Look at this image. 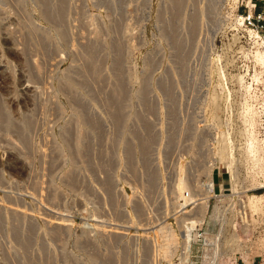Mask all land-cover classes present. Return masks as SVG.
Returning <instances> with one entry per match:
<instances>
[{
	"label": "rangeland",
	"instance_id": "rangeland-1",
	"mask_svg": "<svg viewBox=\"0 0 264 264\" xmlns=\"http://www.w3.org/2000/svg\"><path fill=\"white\" fill-rule=\"evenodd\" d=\"M250 14L254 26L240 24ZM257 50L264 0H0V264L4 250L16 264H264ZM222 134L243 188L209 198L184 253L181 219L197 207L178 205L176 185L191 176L190 195L202 194L214 167L216 193L220 174L232 193ZM216 205L225 222L211 218ZM48 219L64 234L47 237ZM161 226L178 238L169 257Z\"/></svg>",
	"mask_w": 264,
	"mask_h": 264
},
{
	"label": "bare ground",
	"instance_id": "bare-ground-1",
	"mask_svg": "<svg viewBox=\"0 0 264 264\" xmlns=\"http://www.w3.org/2000/svg\"><path fill=\"white\" fill-rule=\"evenodd\" d=\"M214 2V1H213ZM211 3V2H210ZM52 5H53V3H52ZM212 5V4H211ZM212 7H214V6H212ZM51 10V9H50ZM54 10V9H53ZM55 11V10H54ZM53 11V12H54ZM55 13V12H54ZM50 15H52V13L50 14ZM54 15V14H53ZM59 15V14H58ZM57 15V16H58ZM52 17V16H51ZM59 18V17H58ZM238 21L240 22V24H242V23H245V21H246V17H244V16H238ZM38 29V28H37ZM39 31V30H38ZM34 32H36L37 33V30L35 31V29H34ZM250 34H254V35H256V36H259V33H253L252 31H250ZM92 46H93V43H92ZM88 47V46H87ZM86 47V48H87ZM90 49H92V48H90ZM74 51H76V50H74ZM257 54H256V58L258 59V61H260V62H262V63H264V53H262V52H260V51H258L257 50V52H256ZM88 54H89V52H88ZM87 54V55H88ZM89 56V55H88ZM91 56V55H90ZM89 56V57H90ZM88 57V58H89ZM92 58H94L93 56H92ZM118 58V57H117ZM100 59V58H99ZM88 60H91V59H88ZM87 60V61H88ZM98 59H96V61H97ZM87 61H86V66H88V64H93V63H88L87 64ZM91 62H93V59L91 60ZM118 63V62H117ZM96 64V63H95ZM95 64H93L94 66H95ZM98 64V63H97ZM101 64V63H100ZM89 65V66H90ZM117 66V65H116ZM82 67H85L84 65L82 66ZM94 68V67H93ZM96 69V68H95ZM99 69V68H98ZM98 72V71H97ZM101 74V73H100ZM103 74V73H102ZM97 75V74H96ZM107 75V74H106ZM104 76V75H103ZM100 77H102L101 75L100 76H97V79L99 78L100 79ZM105 77V76H104ZM96 78V77H95ZM120 79V78H119ZM101 80V79H100ZM119 81V80H118ZM242 82H243V80H242ZM122 87V86H121ZM116 89V88H115ZM114 89V90H115ZM121 89V88H120ZM119 89V92L121 91ZM123 90V89H122ZM115 92V91H114ZM120 94V93H119ZM115 96V95H114ZM116 97V96H115ZM111 100H113V99H111ZM110 100V101H111ZM115 100V99H114ZM117 101V100H116ZM119 101V100H118ZM122 102V101H121ZM119 103V102H118ZM108 104V103H107ZM121 109V108H120ZM117 110V109H116ZM119 111H121V110H119ZM252 123V122H251ZM8 125V124H7ZM148 138V137H147ZM225 140H226V136L224 135V134H222V136L220 137V139H219V144L217 143V146L218 147H216V153H217V155H218V159H219V163H222V164H224V165H226V169H227V173H229L230 174V180H231V191H232V193L231 194H227L226 193V191L224 190V188H221L222 190L220 191L221 193L220 194H217L216 193V187H215V181H214V179L212 178V172H213V170H214V167H211V168H209L208 169V174H210L209 176H210V178H208L209 180H208V183H207V186H206V188H205V190L202 192V194H199L198 195V192H199V190H200V188H201V186H199V185H196V187H195V189H194V192H192V195H190V189L191 188H194V186H192L191 188H189V189H187V186L188 185H186V182H187V177L189 178V177H191V176H187L185 179H186V181H185V179L183 180V179H180V177H179V181H178V183H177V191H178V193H177V191H176V189H175V193H177L176 195L178 196H176V198L178 199L179 198V201H177V203H178V205L179 206H183V208L184 207H188L190 204H192V205H194V208L195 207H197V213L195 214L194 212H193V214H195V216H186V214H188V213H186L185 212V214L183 215V217H182V219H181V222H182V231H181V236H182V244H183V246H184V253L185 252H188L189 250H190V247H191V243H192V240H193V232H195L196 231V229H197V226L199 225V224H203L204 223V221L206 220V217H207V214H208V210H209V198H211L212 196H214V197H216V198H218V201H223V200H229L237 191H239L240 190V188L242 189L243 187H242V185H241V178H240V175H241V167H239L238 166V162H237V160H235L234 159V157H233V159H231L230 157L232 156L231 154H232V152H230L227 148H226V146L223 144V145H220L221 143H224L225 142ZM147 142V141H146ZM153 142V141H152ZM177 142V141H176ZM264 143V142H263ZM145 144V143H144ZM151 144V143H150ZM171 144H173V143H171ZM152 145V144H151ZM169 145V144H168ZM175 145V144H174ZM178 145V144H177ZM176 145V146H177ZM172 146V145H171ZM170 146V147H171ZM180 146V145H179ZM144 147H145V145H144ZM167 147V146H166ZM179 148V147H178ZM145 149V148H144ZM167 149V148H166ZM166 149H165V151H166ZM172 149V148H171ZM174 149H177V148H174ZM260 149V148H259ZM262 149V148H261ZM168 151H169V149H168ZM168 151H166V153L168 152ZM178 151V150H177ZM248 151H249V154L251 155V158H250V160H252L253 161V164H255V165H253L254 167L255 166H257L260 162H259V160L261 161V158H257L256 157V153H259V150L257 151V149H256V147L253 145V144H251L250 146H249V148H248ZM261 151V150H260ZM172 152V151H171ZM174 152V151H173ZM178 153H180L179 151H178ZM182 153H183V151H182ZM168 154V153H167ZM177 154V153H176ZM170 155H172L171 153H170ZM182 155V154H181ZM186 155V154H185ZM214 155V154H213ZM231 155V156H230ZM167 156V155H166ZM176 156V155H175ZM198 156V155H197ZM174 159H176V158H174ZM177 159H178V157H177ZM176 159V160H177ZM199 159H200V157H199ZM263 159V158H262ZM182 160V159H181ZM190 160V159H189ZM192 160V159H191ZM194 160V159H193ZM178 161H179V159H178ZM194 162V161H193ZM203 162H204V160H203ZM191 163H192V161H191ZM200 163H202V162H200ZM212 163V162H211ZM263 163V165H264V162L263 161H261V164ZM187 164V163H186ZM195 164V163H194ZM198 164H199V162H198ZM205 164V163H204ZM192 165V164H191ZM190 165V166H191ZM201 165V164H200ZM262 165V166H263ZM186 166V165H185ZM188 166V165H187ZM195 166V165H194ZM199 166V165H198ZM203 166V165H202ZM258 166H260V165H258ZM180 167V166H179ZM189 167V166H188ZM208 167V166H207ZM206 167V168H207ZM177 168V167H176ZM190 168V167H189ZM196 168V167H195ZM194 167H193V169H195ZM203 168V167H202ZM205 168V167H204ZM263 168V167H262ZM255 169V168H254ZM180 170V169H179ZM185 170H188L189 171V169H185ZM203 170H205V169H203ZM188 171H185V172H188ZM196 171V170H195ZM195 171H194V175H195ZM202 171V170H201ZM205 171H207V170H205ZM175 172V171H174ZM177 172H179V171H177ZM176 172V173H177ZM182 173H184V172H182ZM182 173H180V174H182ZM199 173V172H198ZM202 173V172H201ZM179 174V175H180ZM186 174V173H185ZM189 174V173H188ZM191 174V173H190ZM208 174H207V176H208ZM244 174V173H243ZM175 175V174H174ZM178 175V176H179ZM192 175V174H191ZM178 176H177V178H178ZM196 176V175H195ZM242 176V175H241ZM251 176V175H250ZM174 177H176V176H174ZM183 178H184V176H182ZM243 177V176H242ZM254 177V176H253ZM196 179V178H195ZM173 180V179H172ZM177 180V179H176ZM197 180V179H196ZM199 180V179H198ZM257 180V179H256ZM193 182H194V180H192ZM247 181V180H246ZM175 183V182H174ZM188 183H189V179H188ZM187 183V184H188ZM195 184H196V182H194ZM194 183H192V184H194ZM1 184V183H0ZM189 184H191V183H189ZM243 184V183H242ZM246 184H248V183H246ZM257 184V183H256ZM173 187V188H174ZM190 187V186H189ZM203 187V186H202ZM244 188H245V186H244ZM202 189V188H201ZM246 189H247V187H246ZM245 189V190H246ZM192 190V189H191ZM203 190V189H202ZM189 191V192H188ZM196 192V193H195ZM244 192V191H243ZM174 193V194H175ZM193 193H195L194 195H193ZM238 193V192H237ZM236 193V194H237ZM241 193V192H240ZM173 194V193H172ZM239 194V193H238ZM201 195H204V197L202 196L201 197ZM4 196V195H3ZM240 196V195H239ZM7 197H8V195H7ZM9 198V197H8ZM239 198V197H238ZM5 199V198H4ZM7 199V198H6ZM249 200H248V207H250V209L252 210V211H255L256 209H257V207H258V205H257V201H256V198L254 197V196H252V197H249L248 198ZM1 201V200H0ZM6 201V200H5ZM3 203V202H2ZM241 204H242V201L240 202ZM245 206H247V204H246V201H245ZM242 206H244V205H242ZM242 206H240L241 208H243ZM0 207H1V203H0ZM248 207H246V209L248 208ZM245 209V208H244ZM194 210V209H193ZM245 210H243V212H244ZM223 212H222V210H221V208L220 207H218L217 205L215 206V208H214V211H213V213H212V216H211V218L213 219V220H220L221 222L222 221H226V218H225V215H223L222 214ZM243 215H246L245 214V212L243 213ZM245 216L243 217V220H245ZM241 219H242V217H241ZM243 222V221H242ZM236 223V222H235ZM44 225H42V230L44 231V234L45 235H47V237L50 235V234H52V233H58V234H64V233H62V231H63V229L64 228H66V226H65V223H64V220L62 221V220H60V219H58V220H53V219H48V220H46V221H44V223H43ZM223 224H225V223H223ZM166 226V225H165ZM180 226V225H179ZM162 227V226H161ZM160 227V228H161ZM234 227H236V226H234ZM159 228V230H160V234H162L161 236H163V238L160 236V235H158V236H160L161 238V240L163 241H161L162 243H160V244H162V245H160L161 246V250L160 251H162V253H163V255H164V257L165 256H167V257H169V256H172V254L170 255L169 253H171L172 251H171V249L173 248V247H176L177 248V246H176V244L178 245V238L175 236V234L173 233V231L171 232V230L170 229H167V228H169L168 226L167 227H162L161 229ZM10 230H11V228H9ZM105 229V228H104ZM224 229L225 228H221L220 230H221V232L219 231V233H220V235H222V234H224ZM237 229V228H236ZM65 230V229H64ZM113 230V229H112ZM115 230V229H114ZM61 231V232H60ZM157 231V230H156ZM156 231H155V233H156ZM227 231V230H226ZM60 232V233H59ZM158 232V231H157ZM104 233H105V231H104ZM109 233V235H111V236H115L116 238L117 237H119L120 236V234H119V236H117V232L115 231V232H113V231H111V232H108ZM122 233V232H121ZM159 233V232H158ZM57 234V235H58ZM148 234V233H147ZM54 236V235H53ZM106 236V235H105ZM110 236V237H111ZM219 235H217V237H218ZM234 236V235H233ZM50 237H52V236H50ZM148 237V236H147ZM236 235L234 236V239L235 240H233L234 242H232L233 243V245L234 246H238L239 245V238L238 237H236ZM114 238V237H113ZM220 238V237H219ZM219 238H217V240L219 239ZM104 239V238H103ZM210 239V238H209ZM211 240V239H210ZM215 240V239H214ZM216 241V240H215ZM214 241V242H215ZM219 241V240H218ZM23 245L24 244H22L20 247H17V246H11L9 249H10V251H13L14 253H18V251L20 250V248H22L23 247ZM232 246V245H231ZM234 246H233V248H234ZM174 250H175V248H173ZM186 250V251H185ZM173 253V252H172ZM174 253H175V251H174ZM173 253V254H174ZM8 254H9V252L8 251H6V250H4V252H3V255H2V260L4 261V263L3 264H16L17 262H15V258H10L9 256H8ZM183 255V254H182ZM188 255H189V253H188ZM184 257H186V255L184 256ZM26 261V260H25ZM28 261V260H27ZM26 261V262H27ZM184 261V260H183ZM186 261V260H185ZM28 263V262H27ZM181 264V263H180Z\"/></svg>",
	"mask_w": 264,
	"mask_h": 264
},
{
	"label": "built area",
	"instance_id": "built-area-1",
	"mask_svg": "<svg viewBox=\"0 0 264 264\" xmlns=\"http://www.w3.org/2000/svg\"><path fill=\"white\" fill-rule=\"evenodd\" d=\"M247 25L254 26V22H257L259 18H256L254 14H250L247 17Z\"/></svg>",
	"mask_w": 264,
	"mask_h": 264
},
{
	"label": "crops",
	"instance_id": "crops-1",
	"mask_svg": "<svg viewBox=\"0 0 264 264\" xmlns=\"http://www.w3.org/2000/svg\"><path fill=\"white\" fill-rule=\"evenodd\" d=\"M215 187H216V185H215ZM221 188H225L224 187V176H223V174H220L219 189H221Z\"/></svg>",
	"mask_w": 264,
	"mask_h": 264
}]
</instances>
